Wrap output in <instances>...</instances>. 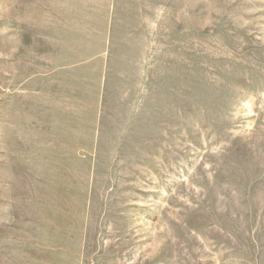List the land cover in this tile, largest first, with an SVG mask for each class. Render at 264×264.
I'll use <instances>...</instances> for the list:
<instances>
[{"label":"rangeland","instance_id":"374dc122","mask_svg":"<svg viewBox=\"0 0 264 264\" xmlns=\"http://www.w3.org/2000/svg\"><path fill=\"white\" fill-rule=\"evenodd\" d=\"M0 264H264V0H0Z\"/></svg>","mask_w":264,"mask_h":264}]
</instances>
